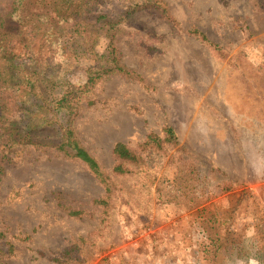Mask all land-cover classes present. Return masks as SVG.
Listing matches in <instances>:
<instances>
[{"label":"rangeland","instance_id":"374dc122","mask_svg":"<svg viewBox=\"0 0 264 264\" xmlns=\"http://www.w3.org/2000/svg\"><path fill=\"white\" fill-rule=\"evenodd\" d=\"M9 1L0 0L1 11ZM165 1L181 31L151 13L122 24L123 60L150 89L121 77L104 81L94 92L96 103L85 105L76 120L78 131L113 174L117 143L135 147L149 133L161 134L171 126L195 164L211 175L208 197L218 205V218L225 220V212L236 207L221 192V181L231 180L255 203L243 200L233 220L211 231L198 214L206 202L191 208L183 199L163 202L167 191L157 189L173 178L176 167L154 156L150 170L161 184L142 183L139 173L114 176L120 192L104 214L93 202L105 190L85 166L52 150L32 151L22 163L8 166L2 181L0 251L7 252L11 240L15 252L1 264H54L81 239L87 240L81 243L83 264H208L205 255L198 257L212 250L209 238L217 230L233 244L257 250L252 233L264 213V143L259 142L264 126L257 118L264 117V81L254 68L264 51V0ZM193 29L222 45L232 61L217 60L189 34ZM83 70L79 82L85 80ZM69 207L88 213L70 217ZM26 236L29 241H23ZM235 262L264 264L254 254Z\"/></svg>","mask_w":264,"mask_h":264},{"label":"trees","instance_id":"16d2710c","mask_svg":"<svg viewBox=\"0 0 264 264\" xmlns=\"http://www.w3.org/2000/svg\"><path fill=\"white\" fill-rule=\"evenodd\" d=\"M143 13L156 14L175 32L181 31L165 0H10L6 10H0V190L8 166L22 163L32 156V151L52 150L82 164L98 180L105 193L93 206L108 214L120 192L114 176L129 178L139 173L142 183L161 184L155 181L150 160L154 156L164 157L176 167V172L171 180L163 182L165 185L161 184L164 188L157 189L159 193L167 191V200L163 202L179 203L183 199V204L190 208L206 202L207 206L198 214L213 231L218 224L233 220L235 209L243 200L253 199L255 203V197L247 191L238 192L231 180L221 181V192L236 207L225 212V220L218 218V205L210 203L212 198L208 197L211 175L191 159L173 127H164L161 134L149 133L135 147L117 143L111 174L90 152L76 126L85 105L96 103L94 92L104 81L121 77L150 89L143 76L125 64L120 48L122 24L135 21ZM189 34L217 60L232 61L229 52L203 32L193 29ZM261 56L262 61L254 69L264 81V51ZM80 69H84L83 82L78 81ZM257 118L264 126V117ZM259 142L264 140L259 138ZM66 210L70 217L88 213L70 207ZM261 212V222L252 233L256 251L233 244L217 230L209 238L212 250H204L198 259L205 255L208 264H236L235 261L247 260L254 254L264 261ZM0 235L4 236L1 232ZM23 241L29 238L26 236ZM81 243L86 245L87 240L81 239ZM81 243L62 251L53 259L54 264H83ZM7 244V252L0 251V264L2 259L14 255L15 245L11 240ZM232 256L235 258L231 263L225 262Z\"/></svg>","mask_w":264,"mask_h":264}]
</instances>
